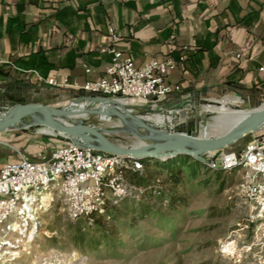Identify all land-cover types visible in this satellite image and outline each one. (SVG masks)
<instances>
[{
  "label": "crops",
  "instance_id": "crops-1",
  "mask_svg": "<svg viewBox=\"0 0 264 264\" xmlns=\"http://www.w3.org/2000/svg\"><path fill=\"white\" fill-rule=\"evenodd\" d=\"M110 28L136 66L186 55L168 75L181 87L161 103L171 114L193 115L203 100L230 92L264 100V0H0V105L81 92L48 79L102 76Z\"/></svg>",
  "mask_w": 264,
  "mask_h": 264
},
{
  "label": "rangeland",
  "instance_id": "rangeland-1",
  "mask_svg": "<svg viewBox=\"0 0 264 264\" xmlns=\"http://www.w3.org/2000/svg\"><path fill=\"white\" fill-rule=\"evenodd\" d=\"M84 94L88 93L79 92L50 105L66 106ZM229 96L241 97L246 101L242 106L249 110L256 105H264L263 99L248 97L240 92H230L213 100ZM211 104L217 105V101L201 104L199 112H193V115L183 110L186 118L183 117L185 113L171 114L147 105L131 108L135 114L144 117L172 115L174 124L171 125L167 120L158 126L161 129L184 131L190 124L194 128L192 131L200 133L202 125L214 115L207 108ZM84 121L114 128H118L120 123L116 116L101 114H91ZM20 125L17 123V126ZM44 128L46 126L31 125L0 132L1 157L7 161L19 159L22 155L36 159L40 152L48 155L53 149L70 141L67 136L57 132L46 133L42 130ZM263 137L264 126L213 155L204 154L206 161L198 160L202 165L197 174L188 175L184 187L178 188L179 196L185 195L186 199L177 204L175 209L164 206L155 197H149L145 184L135 185L137 177H132L130 172L127 175L126 172L132 187L131 198L149 202L160 213L145 218L137 212L128 213L126 218L131 224H125L119 229V243L116 245H103L97 249L81 247L73 237L77 227L93 225L84 217L71 219L63 210V203L57 200L43 214L42 230L32 242L24 246L27 251L22 253L18 264L32 255L51 249L71 253L81 258L83 264H264V195H252L249 191L252 183H257V177L249 168L241 173L239 169L227 172L219 167L225 154H242L249 142ZM110 138L122 145H133L138 141L135 136L124 133H112ZM211 163L217 164V168H212ZM166 173L164 170L163 174H156L144 181H147L146 185H152L155 181L162 182ZM167 203L168 199H164V204ZM122 215L125 216V212ZM85 220L86 223H83Z\"/></svg>",
  "mask_w": 264,
  "mask_h": 264
},
{
  "label": "built area",
  "instance_id": "built-area-1",
  "mask_svg": "<svg viewBox=\"0 0 264 264\" xmlns=\"http://www.w3.org/2000/svg\"><path fill=\"white\" fill-rule=\"evenodd\" d=\"M111 44L103 51L111 54V62L102 76L84 84L49 78L55 87L70 86L91 95L131 100L133 106H149L164 110L161 103L179 85L168 81V75L186 60L153 58L143 66L125 54L118 43L121 34L110 28ZM86 71L91 69L87 66ZM264 73V59L259 67ZM212 168L217 164L211 163ZM141 159H128L73 143L71 140L53 149L48 155L41 152L36 159L21 156L7 161L0 156V264H18L24 247L32 242L43 226V214L59 200L71 219L85 218L92 224L95 216H106L108 205H117L132 196L128 169H143ZM226 171L251 169L257 177L249 187L250 194L264 195V137L246 145L242 154L228 152L219 166ZM158 193V192H157ZM29 254L31 252H28ZM83 260L59 249L42 251L20 264H83Z\"/></svg>",
  "mask_w": 264,
  "mask_h": 264
},
{
  "label": "water",
  "instance_id": "water-1",
  "mask_svg": "<svg viewBox=\"0 0 264 264\" xmlns=\"http://www.w3.org/2000/svg\"><path fill=\"white\" fill-rule=\"evenodd\" d=\"M76 99L90 100L92 102H119V100L100 96L84 94ZM74 100V99H73ZM215 100L205 99L203 103H211ZM0 105V132L25 128L31 125H43L54 132L67 136L73 143L96 149L99 151L121 155L128 159H158L167 160L180 155H187L195 160L205 162V153L217 151L230 146L245 135L257 131L264 126V105L254 108L245 121L232 133L215 139L197 141L196 133L192 131L190 124L184 131L171 129L170 133L155 135L149 131L132 127H103L88 124L84 120L74 122V125L65 126L58 123L56 116H64L65 119L73 121V113L66 111L61 106L43 104L40 102H10L5 100ZM126 118V113L118 112ZM21 123L17 126V123ZM112 133H124L133 135L145 141L138 149L123 148L120 144L113 142L110 138Z\"/></svg>",
  "mask_w": 264,
  "mask_h": 264
},
{
  "label": "trees",
  "instance_id": "trees-1",
  "mask_svg": "<svg viewBox=\"0 0 264 264\" xmlns=\"http://www.w3.org/2000/svg\"><path fill=\"white\" fill-rule=\"evenodd\" d=\"M81 92L83 91L81 90ZM141 161L144 164V169L129 170L127 171V175L128 172H130L132 177H137L135 185L145 184L144 187L149 197L159 199L161 204L170 209H175L177 204L185 201L186 196H179L178 188H183L187 176L196 175L202 165L198 160L187 155H180L177 156V158H169L165 161L149 158L142 159ZM164 170H166L167 173L162 182L158 183L155 181L152 182V185H146L148 183L144 181L145 179L148 180V177H153L156 174H163ZM231 171L234 170H229L227 172ZM164 199H168L167 204H164ZM123 212H125V216L122 215ZM130 212H137L140 217L144 218L152 214L160 213L158 209H155L145 200L137 201L133 200L131 197H127L117 205H108L106 207V216H111L110 220H107L105 216H95L91 224L93 226H87L85 228L79 225L73 237L81 247L86 246L90 249H97L103 245L107 247L116 245L119 243L117 238L119 229L125 224L127 226L131 224L126 218ZM83 223H86V220L83 221Z\"/></svg>",
  "mask_w": 264,
  "mask_h": 264
},
{
  "label": "bare ground",
  "instance_id": "bare-ground-1",
  "mask_svg": "<svg viewBox=\"0 0 264 264\" xmlns=\"http://www.w3.org/2000/svg\"><path fill=\"white\" fill-rule=\"evenodd\" d=\"M215 100L217 101V105H207L208 110L214 113L213 117L202 125V130L200 131V133L193 131L197 135L195 136L197 137V141L215 139L232 133L245 121V119L248 117V114L254 108L262 106L261 104H259L256 105L252 110H249L242 106L245 100H243L239 96H229ZM86 102L88 104H86ZM82 103H85V105H82ZM133 104L134 102H132L131 100L98 103L92 102L90 100L74 99L71 100L68 105L62 106V108H64L66 111H69L74 114V116H72L73 121H67L64 116H56L55 119L58 123L62 125L71 126L74 125V122H78V120H85L86 117L91 114L113 115L118 117V119L120 120L118 127L139 128L142 130L149 131L150 133L155 135H163L171 132L166 129H161L158 126L160 124L165 123L167 120L171 123V125H173L174 122L171 117L172 115L166 117L164 114H155L147 115L144 117L134 113L131 108ZM118 112L126 113L129 116L123 118L118 114ZM182 113L184 114L185 112ZM185 116L186 113L185 115H183V117ZM42 130L46 133H54V131L48 127ZM214 133H218V135H212ZM137 139L138 141L133 145L120 144V146L123 148L138 149L140 146L145 144V141L139 138ZM215 152L216 151H212L205 154L213 155Z\"/></svg>",
  "mask_w": 264,
  "mask_h": 264
}]
</instances>
